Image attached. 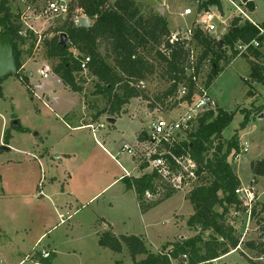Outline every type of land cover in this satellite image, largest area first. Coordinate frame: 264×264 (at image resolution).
Segmentation results:
<instances>
[{"label": "rangeland", "instance_id": "374dc122", "mask_svg": "<svg viewBox=\"0 0 264 264\" xmlns=\"http://www.w3.org/2000/svg\"><path fill=\"white\" fill-rule=\"evenodd\" d=\"M50 1L29 4L26 0H11V9L20 18L23 33L34 31L38 40L33 48L30 43L20 48L21 77L12 74L0 80V264L43 263V250L53 254L51 264H135L147 254L133 259L126 247L116 252L101 246L100 235L108 231L116 237L142 235L147 248L159 253L168 241L183 234L187 237L196 234V230L187 226L193 211L186 198L190 186L173 192L166 201L143 212L134 190L119 178L124 174L123 166L131 170L135 165L128 153L121 152L123 143H134L142 124L158 116L176 118L184 107L172 108L169 99L158 100L170 82L155 73L136 85L141 96L131 98L123 108L124 111L129 108V114L139 121L122 114L114 127L109 115L103 112L107 98L97 94L95 77L87 70L80 73L86 82L84 90L75 93L53 73L56 60L47 55L45 41L67 34L58 29L70 14L74 19L85 17L89 22L93 18L79 12L76 0H66L68 15L49 16L44 10ZM200 1L205 2L136 0L144 14L163 6L173 35L178 32L183 35L188 28L200 25L197 12ZM221 1L222 10L218 5L208 7L216 15V30L210 33L216 38L228 31L232 18L239 13L230 0ZM233 1L264 26V0H255L252 5L251 0ZM187 8L192 9L191 15H183ZM72 50L79 55V50L73 47ZM101 50L106 51L104 47ZM257 50L261 53L258 59L250 51L234 58L209 91L219 107L234 112L222 134L224 140L235 134L240 140L239 156L231 162L233 170L244 186L254 189L256 202L264 203V80L251 75L253 62L263 65L264 73V38ZM43 67L50 70L48 78L38 72ZM209 69L210 66L202 73L200 82L205 80ZM26 76L28 84L22 80ZM15 119L20 121V127L11 128ZM80 120L91 122L98 130L96 135L90 127H77ZM100 122L104 124L102 128ZM7 129L8 143L4 139ZM106 134L108 137L104 138ZM187 136L183 139H188ZM245 142L247 152L243 150ZM3 145L9 148L3 149ZM245 213L240 212L242 221L237 224L241 238L260 237L262 231L257 220L246 223ZM233 216L235 212H231L230 217ZM252 258L258 259L257 253L245 250L242 245L217 263L212 260L206 264H251Z\"/></svg>", "mask_w": 264, "mask_h": 264}, {"label": "trees", "instance_id": "16d2710c", "mask_svg": "<svg viewBox=\"0 0 264 264\" xmlns=\"http://www.w3.org/2000/svg\"><path fill=\"white\" fill-rule=\"evenodd\" d=\"M26 1L34 4L39 0ZM76 2L80 7L79 12L91 15L92 21L88 26H79L74 15L70 14L58 29L67 33V44H62L58 36H53L45 41L47 55L56 60L53 73L78 94L84 90L83 83L86 82V77L80 74L83 72L81 61L90 57L87 71L96 79L97 94L106 96L107 105L103 112L111 118L121 117L125 113V104L131 98L141 96L136 85L155 73L170 82L158 100L169 99L172 108L180 102L191 101L198 88L197 81L200 82V76L206 68L210 66L205 80L200 84L210 89L217 76L238 56V44L249 43L255 39L261 43L264 38V34L261 35L248 19L234 16L228 31L221 37L223 45L219 44L218 38L204 31L199 25L193 28L190 37L177 36L172 41L173 34L167 17L158 10L144 14L136 0ZM252 4L251 2L250 5ZM212 5H218L222 9L221 0H205L200 1L198 11L208 10ZM73 10L74 5L71 12ZM22 26L19 16L11 9V0H0V36L6 35L12 39L17 64L16 75L19 77L22 67L20 48L27 43L33 48L38 40L34 31L24 34ZM72 47L79 50V55L74 53ZM102 47L105 48V53L102 52ZM248 51L253 52L256 59L261 57L257 48L250 47ZM262 66L252 63L251 75L254 79L264 80ZM22 80L28 84L27 76L22 77ZM182 87H187L189 91L177 99V92ZM233 113L219 106L215 111L205 112L198 119L196 128L188 134V139L171 148L174 154L190 156L197 164V178L186 194L194 210L187 225L196 230L195 235L167 243L162 249L165 254L151 252L142 235L116 237L108 231L100 235V245L110 247L116 252H121L126 247L133 259L139 254H147L146 258L136 261L135 264H173L169 255L179 264H183L184 254H188L191 264H206L230 253L241 243L245 250L257 253L258 259H250L251 264H264V203L257 201L252 208V219L257 220L262 231L261 236L241 242L242 236L237 230V224L242 221L238 220L241 217L240 212H245L246 209L235 192L242 183L231 163L240 153V140L237 134L229 140L222 137L224 129L233 119ZM99 116L97 114V118ZM245 122L242 127H245ZM9 138L10 130L7 129L4 132L6 143ZM146 165L147 163L143 164V167ZM159 178L157 171L146 172L138 178H122L127 187L136 193L143 212L173 193L169 192L157 201L145 199V192L152 189ZM231 212H235L234 218L230 217ZM53 258L50 252V256L44 258L42 264H51Z\"/></svg>", "mask_w": 264, "mask_h": 264}, {"label": "built area", "instance_id": "2783aa9c", "mask_svg": "<svg viewBox=\"0 0 264 264\" xmlns=\"http://www.w3.org/2000/svg\"><path fill=\"white\" fill-rule=\"evenodd\" d=\"M237 8L238 12L235 16H241L243 19H248L252 24H254L261 35L264 34V26L253 21L246 11L233 0H230ZM69 12V4L66 0H52L47 3L44 13L49 14V16H66ZM200 12L199 26L206 32L212 33L216 30V25L214 20L216 15L211 10H202ZM192 9L187 8L184 10L183 15H191ZM78 24V17L75 19ZM224 25L227 22L223 20ZM192 30L188 28L186 31L176 33L172 37L176 39L179 37H190L192 35ZM261 46L259 40L255 39L249 43L238 44L236 47L238 50V55H241L249 50L250 47L258 48ZM90 57H85L81 61L82 70H87ZM49 68L43 67L38 70L39 74L43 78L49 77ZM198 88L194 91L191 101H184L178 103L176 106L184 107V111L176 118L165 119L162 116L155 117L149 122L148 131L144 136L140 137L135 145L129 143H123L121 151L123 153H128L135 163L133 170H128L123 167L124 175L123 177L138 178L146 172L157 171L160 178L154 182V187L145 192V199L147 201H157L163 199L169 192H175L177 190H184L187 186H190L188 192L192 189L196 180V162L190 156H179L174 154L171 150L176 144L185 140L183 139L187 134H189L193 129L198 119L209 110H217L218 103L210 94L209 88H206L203 84L197 81ZM189 89L187 87L179 88L177 92V99H180L188 93ZM103 123L99 124L102 128ZM88 127L96 131V127L93 124H89ZM243 150L248 151L247 143L245 142ZM239 154L235 158H238ZM147 163L143 167V164ZM239 199L242 201L243 206L246 208L247 223L249 224L252 219V208L256 202V193L252 187L241 186L235 190ZM208 235V233H207ZM244 240V238L241 239ZM241 248V243L232 250L234 252ZM161 254H165L162 250L159 251ZM50 256V251L43 250L42 257L48 258ZM170 256L173 264L177 262L174 258ZM184 261L183 264H191L189 261L188 254L182 255ZM178 263V262H177ZM35 264H42L41 261H35ZM179 264V263H178Z\"/></svg>", "mask_w": 264, "mask_h": 264}, {"label": "water", "instance_id": "95a60500", "mask_svg": "<svg viewBox=\"0 0 264 264\" xmlns=\"http://www.w3.org/2000/svg\"><path fill=\"white\" fill-rule=\"evenodd\" d=\"M161 15L164 14V7H158L157 9ZM90 24L89 20L85 17H81L79 19L78 25L79 26H88ZM68 36L65 33L61 34V43L67 44ZM219 44L223 45L224 41L221 39L219 40ZM17 73V64L16 59L13 51L12 39L9 36L2 35L0 36V79L6 77L10 74ZM111 123L115 122V118H109ZM20 127V121L15 119L12 122L11 128ZM3 149H8V145H3Z\"/></svg>", "mask_w": 264, "mask_h": 264}, {"label": "crops", "instance_id": "0c3cea01", "mask_svg": "<svg viewBox=\"0 0 264 264\" xmlns=\"http://www.w3.org/2000/svg\"><path fill=\"white\" fill-rule=\"evenodd\" d=\"M251 2L252 3H255V0H251ZM222 10V9H221ZM223 12V11H222ZM166 15V14H165ZM249 16V15H248ZM250 17V16H249ZM251 18V17H250ZM252 19V18H251ZM253 20V19H252ZM254 21V20H253ZM256 22V21H255ZM257 23V22H256ZM259 24V23H258ZM223 35V34H222ZM219 40L221 39V37H219L218 38ZM128 104V103H127ZM125 115L127 114L129 117H131L132 119H135V120H137V121H139L138 119H136V118H133L130 114V111H129V108H127V110L125 109ZM130 113V114H129ZM124 114H123V116H124ZM122 117V116H121ZM121 117H117V118H115V122L114 123H112L113 125H114V127L116 126V123L118 122V120H120L121 119ZM109 118H111L110 116L108 117V119ZM80 123H79V125H77V127H85V126H87L88 127V125L89 124H92L91 122H89V123H84L83 121H79ZM150 122V121H149ZM149 122L145 125V124H142V126H141V128H140V130H137V132H136V137H135V142L134 143H130V142H128V141H125L124 143H129V144H131V145H135L136 144V142L138 141V139L140 138V137H142V136H144L145 135V133L148 131V128L147 127H145V126H147L148 125V127H149ZM101 123H103V122H100V123H98V125L99 124H101ZM141 123V122H140ZM147 128V129H146ZM145 129V130H144ZM98 130L96 129V131H94V135H96V132H97ZM141 132H143L142 134H141ZM108 137V134H106L105 136H104V138H107ZM108 140V139H107ZM104 149H106L105 147H103ZM122 152V151H121ZM109 154H110V152H109ZM111 156H112V158L114 159V155H112V154H110ZM131 159L133 160V158L131 157ZM115 160V159H114ZM124 167V166H123ZM131 170H133V168L131 169ZM124 175V174H123ZM123 175L121 176V177H119L121 180H122V178H123ZM119 178H117L116 179V181L117 180H119ZM242 183V182H241ZM243 185V184H242ZM244 186V185H243ZM172 196V195H171ZM168 198H170V196L168 197ZM167 198V199H168ZM166 199V200H167ZM166 200H164V201H166ZM188 200V199H187ZM164 201H162V202H164ZM189 201V200H188ZM193 207V206H192ZM194 211V210H193ZM193 211H192V213H190V215L191 214H193ZM238 220H242V218L241 217H239L238 218ZM246 221H247V219H246ZM247 223V222H246ZM245 223V224H246ZM188 226V225H187ZM188 228L189 229H191L189 226H188ZM189 237V236H188ZM180 238H187V236L186 235H180V236H178V238L177 239H180ZM177 239H175V240H177ZM145 240H146V238H145ZM174 240V241H175ZM170 242H173V241H168L167 243H170ZM166 243V244H167ZM235 252V251H234ZM234 252H230V253H228V254H226V255H224V256H222V257H220V258H217V259H215V260H213L214 261V263H217L218 261H220V260H222V259H224V258H226L227 256H229V255H232ZM229 264H231V263H229Z\"/></svg>", "mask_w": 264, "mask_h": 264}]
</instances>
